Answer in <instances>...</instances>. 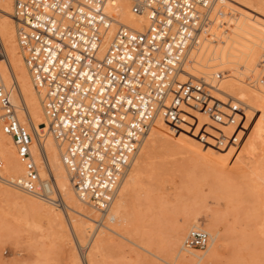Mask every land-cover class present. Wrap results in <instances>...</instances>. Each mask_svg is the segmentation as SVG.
Here are the masks:
<instances>
[{
    "label": "built area",
    "instance_id": "1",
    "mask_svg": "<svg viewBox=\"0 0 264 264\" xmlns=\"http://www.w3.org/2000/svg\"><path fill=\"white\" fill-rule=\"evenodd\" d=\"M114 2L13 0L12 12L49 132L61 147L76 195L103 217L93 222L98 227L113 220L121 183L159 115L178 125L184 119L181 107L188 106L215 123L236 125L241 109L232 105L236 113L224 116L218 102L208 101L211 87L202 77L180 79L190 48L210 23L214 0H129L131 13L144 19L140 30L118 20L108 9ZM0 111V128L23 165L21 177L6 178L0 155V183L65 210L53 175L40 176L31 152L35 136L19 122L1 74ZM237 139L222 133L217 138L221 146ZM208 241L206 231L192 228L183 248H204Z\"/></svg>",
    "mask_w": 264,
    "mask_h": 264
},
{
    "label": "bare ground",
    "instance_id": "2",
    "mask_svg": "<svg viewBox=\"0 0 264 264\" xmlns=\"http://www.w3.org/2000/svg\"><path fill=\"white\" fill-rule=\"evenodd\" d=\"M260 7H264V0H214L213 10L210 16V23L208 24L206 29L196 38L182 64L183 71L180 79L186 80V76L189 75L198 78L202 77V79L211 87L209 97L214 96L217 99L220 107L219 110L221 113L224 112V108H227L226 105H229V103L227 101V98L221 97L223 95L219 89L223 87L225 83L228 84L227 81L231 80L230 78L238 77V79H240L239 77L242 75V73H247L249 70L250 62L248 54L250 49L256 43L255 32L257 31V18L250 13V10H257ZM108 9L111 11H115L118 20L122 24L131 28L140 30L144 23L143 17H139L131 13L129 0H115L114 5L108 6ZM12 12L13 0H0V41L2 42L5 50V62H1L0 64V74L3 79L5 88L7 90H10L11 100L16 109V114L19 122L27 126L35 136V139L32 141L31 152L34 156L35 162L39 167L40 176L42 178H46L49 172L53 175L56 186L62 194V198L65 202L66 208L65 210H60L47 204L44 201L33 198L31 196L29 197L26 194L21 193V191L15 189L13 186L0 183V198H2L3 201H10L12 202L11 204L18 206L17 210L19 208L22 210L21 217L24 218L32 228H39L41 224L45 223L46 225L43 224V226L53 231V234L56 235V237L63 245L64 249H66V251L69 253L71 264H104V258L106 257L104 252L107 249L111 250V248H119V252H121L123 249V254L125 253L126 255V250L124 247L127 246L128 243L136 246L137 249L139 248L143 252L147 253V255L150 254L149 256H153L157 259V261L159 260L166 264H205L206 261H213L221 254L219 248L222 246L226 248V252H224L225 260H223V264H260L264 261L263 254L261 255V258L263 260L259 261L261 260V258L258 259V256H256L255 254V250L257 249H255L254 247L255 243L250 242V240H252V235L255 234V238H257V235L260 236V234L250 233L251 235H249L247 233V230L245 231L243 228L240 229L241 227L240 225H237L238 222L236 220V217L232 223L226 226L224 225L223 231L221 232L217 225L212 224L213 222L210 223L208 221L207 223H203L200 220L202 218L198 217L197 213H192L191 211V213L184 214L183 216L176 218V220H173L172 224L171 222L163 219V217H161L162 219L158 218V223H156L155 220L157 219L154 218V215H151V208L148 207L150 209V214L147 215V217L149 216L148 218L151 220V215V217H153V222L156 224L154 225L155 228L152 227L154 228V244L153 242L151 243L148 238L147 240L145 236H143L138 231V225L137 227L135 226L136 220L133 219L135 217L131 218V222L127 220L128 216L131 217L133 215L132 214L130 216L129 214L127 216V211L139 207V203L142 200L141 196L144 197V189L146 188L143 189L141 185L143 182L142 180H144L147 176L146 167L149 164V160L155 156V153L158 150L157 148H159V146H161L160 143L163 142L160 141L163 139L162 137H164V135H166L168 132H175L176 136L179 132L182 133V135H189V133H191L192 131L194 133V130H200V125L203 124V120L207 116H209L188 106L181 107L184 119L178 125H174L172 122L166 120L163 115H159L155 119L149 132L143 139L139 150L131 164V167L121 183L118 195L113 202L110 211V216H112L113 218L111 222L113 223H102V227H98L99 225H95L96 227L93 226V228H91L90 230V224H87L88 222L96 221V219L93 218V214H96V209L94 207L90 208V204L79 199L71 185L68 172L62 162L61 147L49 132L47 120L43 112L41 97L35 89L29 73L24 65L22 56L20 55V49L16 39L17 22L13 17ZM219 72L223 75L224 73L226 74L217 82L216 77L218 76ZM227 72L229 74H227ZM242 80H240L241 83ZM168 136H170V133ZM166 138L167 135L164 139ZM190 138L192 137H189V139ZM193 138L196 137L194 136ZM193 142L197 141L192 140V144L193 146H195ZM184 143L187 144L188 142ZM199 143L201 144V141H199ZM197 144L198 142L196 143V146ZM187 145H185L184 148L188 152L186 148ZM188 146L190 147V145ZM217 146L219 147V145ZM210 147L212 146H209L208 149ZM201 148L203 149V147ZM206 148L203 149L205 150L203 152H206L208 150ZM192 150L193 152L195 150L197 151V149H195L194 147H192ZM192 150L190 149L191 153H193ZM198 152H202L201 149L198 150ZM0 155L2 156L4 161L2 172L3 176L10 179H17L21 177L23 174V165L16 155L11 137L3 133L1 128ZM189 155L191 154L189 153ZM195 156L198 158V154L196 152ZM195 156L192 158L190 157V161H193L196 158ZM203 156H205V154ZM206 160L210 161L211 159L209 160L207 158ZM231 199L232 198L230 197V201ZM142 202L143 200L141 201V203ZM233 202L230 203L232 207L234 206ZM85 204L90 206L87 207ZM236 209V213L234 212L235 214L239 213ZM137 210L135 209V211ZM159 211L158 213L161 214L162 210ZM215 215H212V217H216ZM220 215L218 214V217ZM219 218H221V216ZM42 219L45 222H42ZM216 219L218 218L216 217ZM38 220H41L42 223H38ZM148 221L149 220H147V223ZM223 221L221 223H224ZM151 224L149 223V225ZM147 228L145 227L146 230H148ZM192 228L202 229L209 235V241L205 246L206 248L204 247L205 249L203 251L198 252L197 249L183 248L185 235ZM43 229L44 228H42L41 230L43 231ZM247 229L249 228L247 227ZM104 230H108L109 233ZM32 231L35 233V230ZM86 231H89V233L86 234ZM140 231L144 232L143 230ZM29 233L33 234L32 232ZM46 233L49 234L47 231ZM69 233L73 234V238H75L78 243L83 242L84 237L87 235L88 245L86 243L84 244L83 242V244H80V246L78 247L81 251V254L79 253L80 255L74 253L73 246H71ZM259 238L261 239V237ZM152 244L155 246L153 247ZM262 244L264 245V242H262ZM258 245L256 246L258 247ZM82 248H84L83 250L85 251H82ZM154 248L157 250L160 249L159 251L162 250L161 253L164 252L163 255L157 254V251L155 253ZM114 249H112V251H114ZM110 250H108V253H111ZM128 251L130 252V250ZM134 252L133 254L137 257L138 251H136V254ZM165 252H167V255H164L166 254ZM259 253H261L260 250ZM259 253L257 252V254ZM111 254H113V252ZM125 255L124 257H126L127 255L129 256V254H127L126 256ZM138 256L140 257V259L142 258L140 255ZM111 257H113V255ZM130 257H133V255H131ZM106 258H109V254ZM135 259V262L137 261L138 264H141V261H139V259ZM130 260H127L128 263L132 261Z\"/></svg>",
    "mask_w": 264,
    "mask_h": 264
},
{
    "label": "rangeland",
    "instance_id": "3",
    "mask_svg": "<svg viewBox=\"0 0 264 264\" xmlns=\"http://www.w3.org/2000/svg\"><path fill=\"white\" fill-rule=\"evenodd\" d=\"M250 13L257 18V31L255 32L256 43L250 49L248 54L250 62L249 70L247 73H242V75L240 74L242 76L239 77L240 79H238V77L230 78L231 80L227 81L228 84L225 83V85L219 89L223 95L221 97L227 98L229 103V105H226L227 108H224V112H222L224 116L236 113L232 110V105L236 106L240 104L239 107L241 109L235 114L237 124L229 125L226 124V121H223L222 123H215L212 121L210 116H207L203 120V124L200 125V130H194V133L192 131L189 133V135H182V133L179 132L177 137L175 132H168L166 134V139H164L166 137V135H164V137H162L163 139L161 138L162 140H160L163 141L160 143L161 146H159V141V148H157L158 150L156 151L155 156L149 160V164L146 167L147 176L144 180H142L143 182L141 185L143 189H147H144V197L141 196V199L144 203H141V200L140 203L142 205L139 203V207L135 208L136 210L138 209V212L135 211V209H133L135 212L133 210L127 211V216L129 214L130 216L133 214L131 217L126 216L127 220L131 222V218L135 217L133 219L136 220L135 226L137 227L138 225V231L143 236H145L146 239L148 238L151 243L153 242V244L154 225L156 224L153 222V217H151V215H154V218L157 219H154L156 223H158V218L162 219L161 217H163V219L171 222L172 224V221L176 220V218L192 212L197 213L198 217L202 218L200 220L203 223H207L208 221L210 223L213 222L212 224L217 225L221 232L223 231L224 225L226 226L232 223L236 217L238 222L237 225H240V229L243 228L245 231L247 230L249 235L254 233L260 234V236L257 235V238H255V234L252 235V240H250V242L255 243L253 244L255 249L257 248L255 250V254L258 256V259L261 258L262 254L264 255V245L262 244V242H264V121L261 120V116L264 115V7H260L257 10L251 9ZM228 72L227 74H229ZM219 74L216 77L217 82L226 73L223 75L219 72ZM240 80H242V83ZM209 101L217 102V99L214 96H210ZM169 133L170 136H168ZM221 133L225 135H235L238 139L236 142H228L227 144L221 146L218 144L217 140L218 135ZM193 134L197 139L193 138ZM189 137H192L193 139H190L197 141L198 144H200L199 141H201V146L198 144L196 146L197 142H193L196 147L193 146L192 140H190ZM183 138L188 141L184 140ZM184 142L190 143H187L190 145V147ZM215 144L219 145V147ZM185 145H187L186 148L188 152L184 148ZM208 145L212 146L209 148L211 150L208 149ZM191 146L197 149V151L195 150L193 152ZM201 147H203V149L207 147L206 149L208 150L203 152L205 150H203ZM189 148L193 153H191ZM200 149L203 153L198 152ZM195 152L198 154V158L200 156L199 159L196 157L197 155L195 156ZM189 153L191 155H189ZM204 154L206 157L203 156ZM192 155H194L196 158H193L194 160L192 159L193 161H190V157H194ZM207 158L211 160L207 161ZM230 197L232 198L231 201ZM231 202L234 203L233 207L230 204ZM11 203L12 202L10 201H3L2 198H0V264H71L69 253L66 251V249H64L56 235L53 234V231L43 226L45 223L41 225L38 224L41 228H32L29 223L21 217L22 210L20 208L17 210L18 206ZM85 205L87 207L90 206L87 204ZM148 207L151 208L153 213L150 215L152 221L148 218L149 216L147 217V215L150 214V209ZM235 207L238 208L236 209ZM90 208L93 207L90 206ZM234 208L239 213L235 214L236 211ZM159 210H162L161 214L158 213ZM131 211H133L135 214ZM95 213V215L93 214L94 217L92 216L93 218L96 220L102 218L97 210H95ZM218 214H221V218H219L220 216L218 217ZM212 215H215L218 219H216L214 216L212 217ZM147 220L151 222L148 221L147 223ZM107 221L108 220L104 219L103 223H113ZM222 221L224 223H221ZM39 222H41V220H38V223ZM42 222L45 221L42 219ZM149 223L152 224L149 225ZM87 225L90 226L91 230V228L94 226V223L88 222ZM145 227H148V230H146ZM247 227L249 229H247ZM42 228H44V232L41 230ZM32 230H35V233ZM140 230H143L144 232H141ZM46 231L49 234H47ZM104 231L109 233L108 230ZM29 232H32L33 234ZM88 233L89 231H86V234ZM72 235L73 234L69 233L71 246H73L74 253L80 255L81 251L78 247L80 244H83V242L84 244H87V235L84 237V240L81 243H78ZM259 237H261L262 242ZM153 244L152 246L154 247L155 245ZM256 245H258V247ZM124 248L126 250V255L129 254V256H126L125 253L123 254V249L121 251L122 253L119 252V248H115L116 250L114 248H111V250L107 249V253L108 250H110V252H113V254L108 253L109 258H106L108 257V254L106 251L104 252L106 256V259L104 258V264H138L137 261L135 262V258H137V260L139 259L141 264H150L151 262V264H166L159 260L158 262L156 258L149 256L150 254L147 255V253L143 252L139 248L137 249V247L132 244L128 243ZM205 248H198L197 250L200 252ZM83 249L84 248H82V251H85ZM112 249H114V251H112ZM219 249L221 256L219 255L220 257L218 256V259L215 258V261H210L211 263L206 261L205 264L224 263V252H226V248L222 246ZM258 249L261 253H259ZM128 250H130L132 253H130ZM159 250L155 249V253L157 251V254L163 255L164 252L161 253L162 250ZM136 251L143 253L142 255V253L139 254L137 252L138 255H142L141 259L138 255L136 257V255L133 254V252L136 254ZM256 251L259 254H257ZM165 253L166 254L164 255H167V252ZM112 255L113 257H111ZM124 255L126 257H124ZM131 255H133L135 258L130 257ZM127 260H130L131 262L128 263ZM262 260L263 259L261 258L259 261ZM263 262L260 264H264Z\"/></svg>",
    "mask_w": 264,
    "mask_h": 264
},
{
    "label": "snow or ice",
    "instance_id": "4",
    "mask_svg": "<svg viewBox=\"0 0 264 264\" xmlns=\"http://www.w3.org/2000/svg\"><path fill=\"white\" fill-rule=\"evenodd\" d=\"M261 120L264 121V115L261 116Z\"/></svg>",
    "mask_w": 264,
    "mask_h": 264
}]
</instances>
